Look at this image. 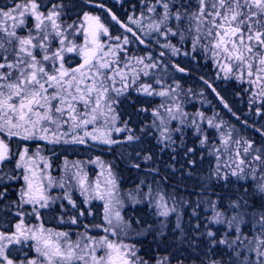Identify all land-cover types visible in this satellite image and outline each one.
<instances>
[{
  "label": "snow or ice",
  "instance_id": "snow-or-ice-1",
  "mask_svg": "<svg viewBox=\"0 0 264 264\" xmlns=\"http://www.w3.org/2000/svg\"><path fill=\"white\" fill-rule=\"evenodd\" d=\"M0 264H264V0H0Z\"/></svg>",
  "mask_w": 264,
  "mask_h": 264
},
{
  "label": "flooded vegetation",
  "instance_id": "flooded-vegetation-1",
  "mask_svg": "<svg viewBox=\"0 0 264 264\" xmlns=\"http://www.w3.org/2000/svg\"><path fill=\"white\" fill-rule=\"evenodd\" d=\"M211 98V97H210ZM213 103H216L215 101H213Z\"/></svg>",
  "mask_w": 264,
  "mask_h": 264
},
{
  "label": "trees",
  "instance_id": "trees-1",
  "mask_svg": "<svg viewBox=\"0 0 264 264\" xmlns=\"http://www.w3.org/2000/svg\"><path fill=\"white\" fill-rule=\"evenodd\" d=\"M71 158V157H70Z\"/></svg>",
  "mask_w": 264,
  "mask_h": 264
}]
</instances>
